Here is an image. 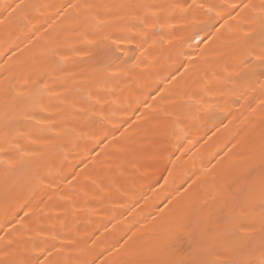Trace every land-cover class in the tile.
<instances>
[{
	"label": "bare ground",
	"instance_id": "bare-ground-1",
	"mask_svg": "<svg viewBox=\"0 0 264 264\" xmlns=\"http://www.w3.org/2000/svg\"><path fill=\"white\" fill-rule=\"evenodd\" d=\"M264 0H0V264H260Z\"/></svg>",
	"mask_w": 264,
	"mask_h": 264
},
{
	"label": "snow or ice",
	"instance_id": "snow-or-ice-1",
	"mask_svg": "<svg viewBox=\"0 0 264 264\" xmlns=\"http://www.w3.org/2000/svg\"><path fill=\"white\" fill-rule=\"evenodd\" d=\"M260 264H264V258L261 259Z\"/></svg>",
	"mask_w": 264,
	"mask_h": 264
}]
</instances>
